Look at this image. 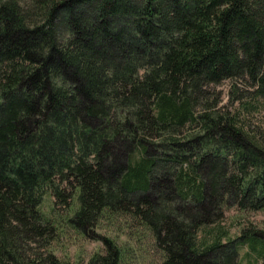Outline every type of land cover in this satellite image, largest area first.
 Segmentation results:
<instances>
[{"label": "trees", "instance_id": "16d2710c", "mask_svg": "<svg viewBox=\"0 0 264 264\" xmlns=\"http://www.w3.org/2000/svg\"><path fill=\"white\" fill-rule=\"evenodd\" d=\"M232 208L264 210V0H0V264H71L59 228L103 216L158 264H264Z\"/></svg>", "mask_w": 264, "mask_h": 264}, {"label": "rangeland", "instance_id": "374dc122", "mask_svg": "<svg viewBox=\"0 0 264 264\" xmlns=\"http://www.w3.org/2000/svg\"><path fill=\"white\" fill-rule=\"evenodd\" d=\"M218 90L222 91L223 103L230 98L229 82L219 85ZM257 121V120H256ZM253 121V125L256 124ZM55 198L47 195L43 202V209L51 216L52 206ZM68 202L59 201V213L66 218ZM225 224L231 226L232 236L240 233V229L245 225L251 227L264 228V210H246L243 212L232 208L226 213ZM104 217V216H103ZM99 219L100 224L96 226H88L76 229V227L63 223L59 228V236L52 241L51 249L55 251L57 256L63 261L71 264H87L90 258L96 253H105L107 249L106 239L114 238V240L122 247L129 248L131 252L128 255L126 264H158L162 261V251L158 249L152 233L142 224L138 218L129 220L125 217L121 218H103ZM246 248L241 250L243 256ZM254 259V256H252ZM246 264V262H245Z\"/></svg>", "mask_w": 264, "mask_h": 264}, {"label": "bare ground", "instance_id": "6f19581e", "mask_svg": "<svg viewBox=\"0 0 264 264\" xmlns=\"http://www.w3.org/2000/svg\"><path fill=\"white\" fill-rule=\"evenodd\" d=\"M246 119V118H245ZM67 179V178H66ZM198 182V181H197ZM48 191V190H47ZM74 197V196H73ZM239 205V204H238ZM202 235V234H201ZM214 238V237H213ZM213 243V242H212ZM199 244V243H198ZM55 255V254H54ZM95 259V258H94Z\"/></svg>", "mask_w": 264, "mask_h": 264}]
</instances>
